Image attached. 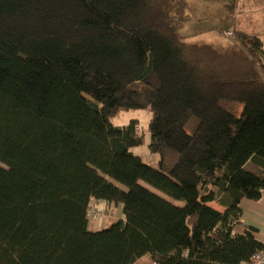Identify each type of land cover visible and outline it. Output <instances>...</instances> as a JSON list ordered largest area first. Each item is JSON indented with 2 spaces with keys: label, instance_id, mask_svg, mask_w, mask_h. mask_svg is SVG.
Listing matches in <instances>:
<instances>
[{
  "label": "trees",
  "instance_id": "trees-1",
  "mask_svg": "<svg viewBox=\"0 0 264 264\" xmlns=\"http://www.w3.org/2000/svg\"><path fill=\"white\" fill-rule=\"evenodd\" d=\"M186 13L185 0H0V264H255L264 243L235 227L264 190V44L189 43ZM146 108L148 143L137 121L113 123ZM144 144L158 168L133 152ZM93 201L123 219L90 231Z\"/></svg>",
  "mask_w": 264,
  "mask_h": 264
},
{
  "label": "rangeland",
  "instance_id": "rangeland-1",
  "mask_svg": "<svg viewBox=\"0 0 264 264\" xmlns=\"http://www.w3.org/2000/svg\"><path fill=\"white\" fill-rule=\"evenodd\" d=\"M185 2L188 19L175 28L176 32L189 43L208 44L222 52H229L243 49L241 42L236 38V33L239 31L264 38V27H262L264 19L261 18L262 14L264 15V0H185ZM226 32H232L234 36L230 37ZM220 103L234 115L242 114L244 107L242 103L229 100H221ZM151 116L150 108L129 110L114 117L113 123L120 127L137 121L138 134H145V140L148 143L150 139L148 125ZM198 123L199 120L196 117H191L186 130L190 133L194 132ZM133 152L139 156L143 155L145 163L154 168L159 167L158 156L149 153L146 144L134 148ZM114 183L123 190H127L123 185ZM101 203L104 208L105 201Z\"/></svg>",
  "mask_w": 264,
  "mask_h": 264
},
{
  "label": "crops",
  "instance_id": "crops-1",
  "mask_svg": "<svg viewBox=\"0 0 264 264\" xmlns=\"http://www.w3.org/2000/svg\"><path fill=\"white\" fill-rule=\"evenodd\" d=\"M262 19L264 15L262 14ZM264 27V21L262 23ZM264 29V28H263ZM261 39V38H260ZM264 44V38L261 39ZM143 159V155L140 156ZM247 168L254 172L259 173V169L252 164H248ZM102 201H93V207L101 209L103 215L97 218H90L89 230L92 232L101 231L109 228L119 220L123 219V206L122 205H105L102 207ZM177 205H182L180 202H174ZM209 206L223 211L224 208L217 202L209 203ZM242 216L240 223L235 227V232L238 234L252 233L258 240L264 243V190L259 200H243L241 203ZM135 264H155L151 257H145Z\"/></svg>",
  "mask_w": 264,
  "mask_h": 264
},
{
  "label": "built area",
  "instance_id": "built-area-1",
  "mask_svg": "<svg viewBox=\"0 0 264 264\" xmlns=\"http://www.w3.org/2000/svg\"><path fill=\"white\" fill-rule=\"evenodd\" d=\"M226 34L230 37H233L234 34L232 32H226ZM103 215V211L101 209L98 208H93L90 212V217L91 218H97ZM253 262L255 264H264V251H259L257 252L253 258H252Z\"/></svg>",
  "mask_w": 264,
  "mask_h": 264
}]
</instances>
